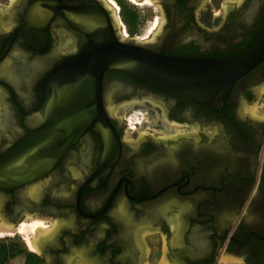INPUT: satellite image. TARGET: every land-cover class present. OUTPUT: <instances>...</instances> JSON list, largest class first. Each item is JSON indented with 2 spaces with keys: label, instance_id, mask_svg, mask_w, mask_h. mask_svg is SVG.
<instances>
[{
  "label": "flooded vegetation",
  "instance_id": "af4514ba",
  "mask_svg": "<svg viewBox=\"0 0 264 264\" xmlns=\"http://www.w3.org/2000/svg\"><path fill=\"white\" fill-rule=\"evenodd\" d=\"M127 1L158 13L147 44L169 55L242 56L264 21V0ZM87 2L102 0H0V165L42 108L45 80L87 41L71 20ZM260 79L264 60L217 110L106 69L100 130L45 175L0 187L4 222L54 225L37 240L44 264H264V87L250 109Z\"/></svg>",
  "mask_w": 264,
  "mask_h": 264
},
{
  "label": "water",
  "instance_id": "95a60500",
  "mask_svg": "<svg viewBox=\"0 0 264 264\" xmlns=\"http://www.w3.org/2000/svg\"><path fill=\"white\" fill-rule=\"evenodd\" d=\"M98 4H82L72 17L87 41L45 80L42 108L30 117L27 133L6 151V163L0 165V187L45 175L61 161L67 144L86 130H100L95 124L96 98L106 69L124 71L150 87L186 95L218 110L234 83L264 60V21L242 56L169 55L149 49L147 40L125 37L113 9L104 0Z\"/></svg>",
  "mask_w": 264,
  "mask_h": 264
},
{
  "label": "rangeland",
  "instance_id": "374dc122",
  "mask_svg": "<svg viewBox=\"0 0 264 264\" xmlns=\"http://www.w3.org/2000/svg\"><path fill=\"white\" fill-rule=\"evenodd\" d=\"M105 1V0H104ZM115 1V0H114ZM124 1H126V2H124V4H123V9L121 10V12L119 11H117V9L119 8H116V7H114V8H116V9H114L113 8V10H112V13H113V16L115 17H117L118 18V20H116L117 21V24L119 25L120 24V22H122V23H124L123 25H125V29L123 30V28H121L120 30H121V32H122V34L125 36V37H134V38H138V39H140V40H146L147 38H148V36H150V34H151V32H154V30H157V31H159V27H160V24H158L160 21H159V17H158V13H155V12H152V10H151V7L150 6H148V5H150V4H144V5H136V4H132V3H130V2H128L127 0H124ZM106 3H108V4H112V2H111V0H106L105 1ZM116 2V1H115ZM137 2H139L138 0H137ZM116 4L118 5V3L116 2ZM225 5H227V4H222V6L225 8ZM237 5H239V4H236V6ZM251 4H244V10H246L247 9V7H249ZM124 9L125 10H131V11H134L136 14H137V17H138V19H137V23L135 24V26H133V28H132V30H130V26H128L126 23H125V21H124V19H123V11H124ZM220 9V16L222 17L221 19H220V21L219 22H221L222 21V19L224 18V16H225V12H223V9H221V8H219ZM115 14V15H114ZM152 14H156L157 16L155 17V19L154 20H151V15ZM121 17V19H122V21H121V19H120V17ZM115 17V18H116ZM156 19H158V21L155 23V20ZM152 21V22H151ZM159 26H158V25ZM154 36V34H152V37ZM258 86H260V93L259 94H257L256 95V98H254L253 99V105H255L254 107L252 106V109H254L255 110V108L258 106V102L260 101V100H262V98H261V92H262V89H263V87H264V79H260L259 81H258ZM254 86V85H253ZM264 98V97H263ZM260 105L262 106V105H264V100H262L261 101V103H260ZM264 113V106H263V109L262 110H260V114L261 115H264L263 114ZM174 128H177V127H174ZM20 163V162H19ZM2 215V214H1ZM44 221V220H43ZM44 223H45V221H44ZM46 224V223H45ZM47 225V224H46ZM48 227H50V226H48ZM28 233L29 234H33L31 231H30V229L28 228ZM22 236V237H21ZM0 240L1 241H9V240H16V241H18V242H20L21 244H23V246L28 250V251H31V250H29L28 248H27V246H26V243H25V239H24V235L23 234H13V235H4V236H1L0 237ZM163 252H164V250H163ZM39 253H40V251H39ZM39 253H36L35 252V254H39ZM163 254V253H162ZM162 260V259H161ZM161 260L159 261V262H157V263H161ZM226 264V263H225Z\"/></svg>",
  "mask_w": 264,
  "mask_h": 264
},
{
  "label": "bare ground",
  "instance_id": "6f19581e",
  "mask_svg": "<svg viewBox=\"0 0 264 264\" xmlns=\"http://www.w3.org/2000/svg\"><path fill=\"white\" fill-rule=\"evenodd\" d=\"M147 2H150V0H145ZM112 4L118 8V5L114 0H111ZM107 7L111 8V5L107 4ZM115 15V14H114ZM116 17V16H115ZM114 17L115 22L117 23L116 20L118 18ZM158 21V19L155 20V23ZM253 107L255 105H252ZM113 109V108H111ZM251 109V114H253L252 107ZM249 109V110H250ZM255 111V110H254ZM264 114V113H263ZM20 165V163H19ZM0 237L4 235H13V234H23L26 246L29 250L39 253V248H38V239H48L50 234L52 233V228L53 227H47L45 223L42 221L40 218H32L31 220H22L16 227H9L3 220V216L0 213ZM28 228L33 234L28 233ZM163 261V260H161ZM146 264V263H145ZM156 264H162V263H156ZM230 264V263H229Z\"/></svg>",
  "mask_w": 264,
  "mask_h": 264
},
{
  "label": "trees",
  "instance_id": "16d2710c",
  "mask_svg": "<svg viewBox=\"0 0 264 264\" xmlns=\"http://www.w3.org/2000/svg\"><path fill=\"white\" fill-rule=\"evenodd\" d=\"M123 19L132 30L138 17L134 11L124 9ZM0 264H44V261L39 255L28 251L23 244L16 240H0Z\"/></svg>",
  "mask_w": 264,
  "mask_h": 264
},
{
  "label": "crops",
  "instance_id": "0c3cea01",
  "mask_svg": "<svg viewBox=\"0 0 264 264\" xmlns=\"http://www.w3.org/2000/svg\"><path fill=\"white\" fill-rule=\"evenodd\" d=\"M33 252V251H32Z\"/></svg>",
  "mask_w": 264,
  "mask_h": 264
}]
</instances>
